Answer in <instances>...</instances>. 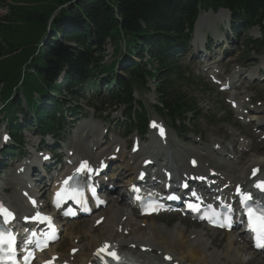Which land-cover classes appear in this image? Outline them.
<instances>
[{"label":"trees","instance_id":"obj_1","mask_svg":"<svg viewBox=\"0 0 264 264\" xmlns=\"http://www.w3.org/2000/svg\"><path fill=\"white\" fill-rule=\"evenodd\" d=\"M8 6V13L0 25V85H3V98L12 97L13 90L21 82L27 101H32V93L41 95L38 99L37 130L40 133L52 132V111H61L57 99L50 96L61 95L63 90L71 95L73 88L85 90L83 83L90 81L97 73H113L114 63L108 67L101 65L105 40L109 38L117 46L121 33L129 46L139 49L150 47V58L157 65L156 74L163 68V61L156 55V45L163 43V37L170 36V31L184 20L190 23L196 14L198 3L206 4L207 0H14ZM220 0L232 9L248 6L249 11L264 17V0ZM60 10L58 11V9ZM49 21L51 22L48 30ZM75 24L78 32L74 35L63 33L66 25ZM54 34H62L58 40ZM49 39L45 40V37ZM69 38L65 40V38ZM71 44L76 46L71 47ZM154 53V55H153ZM165 65V64H164ZM25 69L23 74L22 69ZM144 68L133 69L127 79L116 77L118 94L113 90L106 98L111 106L123 103L132 109L131 94L144 90ZM61 79V82H59ZM110 87V86H108ZM171 85H163L158 93L163 109L173 119L172 113L178 116L189 110L186 102ZM13 98L6 106L10 119L20 110V102ZM64 104V103H63ZM57 110V111H56ZM142 118V127H144Z\"/></svg>","mask_w":264,"mask_h":264},{"label":"bare ground","instance_id":"obj_2","mask_svg":"<svg viewBox=\"0 0 264 264\" xmlns=\"http://www.w3.org/2000/svg\"><path fill=\"white\" fill-rule=\"evenodd\" d=\"M203 18L204 15H201L198 23L196 24V28L201 26V20ZM197 41L198 40L195 39V42ZM197 45L200 46V43L197 42ZM239 116L242 115L239 114ZM84 130H87L86 134ZM84 130L81 132L79 138L81 147L77 148L76 146H73V149L75 150L76 155L81 158L89 161H98L101 158L100 154L102 151L96 149V151L90 152L92 151V147H97L98 145V140L95 136L96 133L90 127H85ZM114 145L117 146L118 144ZM215 145H219V143H213L212 147ZM240 147L244 150L249 149V152H253L250 149L249 144H242ZM151 148L154 149L153 145ZM70 150L71 149L68 151ZM212 152L213 151L211 150V152L208 153ZM228 156L229 157L227 159H223L225 167L228 171H220L217 173L220 179L229 181L232 185L234 183L247 182L245 176L247 169L251 165L260 166L261 175L264 176V155L260 156L255 154L252 156H245L244 154H241L237 158L233 156L234 160L232 161L228 160L231 159L232 156ZM140 166L135 159H131L115 179H121L124 175H126V170L127 172H132L133 175ZM0 197L7 204L11 205L13 202L10 197L3 195ZM131 209L132 208L129 210ZM125 210L126 208L124 207L114 205L106 212L97 214L91 219L90 224L78 227L77 234H79L80 237H77V240L79 238V241L76 240L74 242L75 244H73L72 240L74 238V233H66L65 235L67 236L66 239H68V241L66 240L64 242L63 240L62 242L65 244V247L68 248H63L60 245L62 243L61 242L60 244L50 248V251L47 253V257L56 253L60 257V260L68 259L70 264H86L90 261L94 249L99 247V245L103 242H110L115 243L120 248L136 247L132 246L133 244H137L139 247H148L153 250V255H155V253L157 255L170 253L173 258H175L174 260H180L182 264H229L231 259H233L232 262H238V260H241L242 254L250 248L244 236H235L231 232L226 234V242L222 250L212 251L210 254H207L205 253V249L208 247L209 250V245L211 246V244L207 242L203 230H190V233L186 236L185 229L181 225L169 227V230H166L161 225H156V223L153 222L146 225L143 221L140 222L134 219V212L128 214ZM98 217H104L105 219L97 229H94V221ZM143 225H145L144 227H147L145 232L140 230ZM146 231L148 232L146 233ZM191 235H193V239L189 240ZM242 243L245 246L240 248L239 244ZM72 250L77 251L73 257L69 256V253ZM259 262L264 264V260H259Z\"/></svg>","mask_w":264,"mask_h":264},{"label":"rangeland","instance_id":"obj_3","mask_svg":"<svg viewBox=\"0 0 264 264\" xmlns=\"http://www.w3.org/2000/svg\"><path fill=\"white\" fill-rule=\"evenodd\" d=\"M14 2H15L14 0H0V23L2 22V18L9 11L8 10L9 9L8 6L9 5H14ZM1 24H3V26L6 25L5 23H1ZM56 36H58L59 39H60L61 34H56ZM195 45L196 46H199V45H197V42H195ZM112 50H113L112 47H110V52H112ZM237 57L238 56L235 55V57L233 58L234 63L237 62V60H238ZM104 62H105L104 64H106V62H107V64H109L110 62H112V60L111 59H108L107 61H104ZM201 83H202V85L203 84L205 85V83H206V85L208 86V82L207 81L201 80ZM209 87L214 92H216V88L215 87H211V86H209ZM205 88H206V90L203 89V86H200V87H198L194 91H195V93H198V95H199L198 96L199 97V101L196 100V102L200 106H202L205 111H208V120H205V119H202V118L198 117L197 119L194 120V123L197 124V127L195 129H193V127L190 124H188L190 122V119H189V121L185 122V125H186L185 130L187 131V133L194 132L197 136H199V137L202 138V142H204L207 145H210L212 139H217L219 137L221 138L222 136L219 135V134H225V132H226L225 129H224V126H221L220 125L221 124V121L223 120V117H222L223 116V113H222V111H223L224 108L220 104L219 97L218 96H215L214 94H211L210 92H208L209 89L207 87H205ZM261 88H262V90H260V93H257V97H259L261 99H264V85L261 86ZM150 94H146V95L142 96V97H144L143 98V103H146V105L147 104L148 105H152V103L154 102V98H152ZM135 98H137L138 100H139V98L141 99L140 94L135 95ZM63 99L64 100H69V105L67 106L68 108H70L71 106L72 107H79V108L83 109V113L84 112H87L89 116H94V117L99 118V119H104L105 120L106 117L110 116V114L113 112V110L110 111V110H104V109H102L101 108V104H103V103L100 104L99 101L93 99L90 96L84 95L83 97L82 96H78L76 98H72L71 99V98L68 97V95H65ZM64 109H66V107H64ZM121 112L124 113L125 111L123 109H121L119 111V113H121ZM149 114H152L151 108H149ZM1 118H2V115H0V119ZM78 118H80V117H78ZM236 118L237 117L231 118L229 121L231 122V124L237 126V127H232V128L234 130H236V131H239L240 129H239L238 125L236 123H232V122H236ZM67 119H68L69 122L71 121L70 117H68V116H67ZM83 119L87 120L84 117H83ZM117 120H120V117H116L115 118V123L117 122ZM121 120H122V118H121ZM83 123H84V120L79 121L78 124L76 125V127L78 128L79 125H82ZM101 124L103 125L104 128H107L109 130H112L113 129V131H115L116 132V135H117L116 139H119L118 134H121L122 132H126V126L123 125V124H117L116 123V124H113L112 125V124H109L108 121H106L104 123L101 122ZM85 127H89V125H86ZM85 127H84V129H85ZM0 128H4V125L3 126H0ZM84 132L86 134L87 130H84ZM80 135H81V132L79 134V138H80ZM171 135H172L173 148L175 149V146H176L175 143H174L175 138H174V136H173L172 133H171ZM192 135H194V134H192ZM148 138H150V137H148ZM185 139H186L185 145L187 147H194V148H198V149L200 148L198 145H196L194 143V141H193L194 136H190V134H188V135H186V138H184V140ZM127 140H129V139L121 140V142L122 143H125ZM182 141L183 140H181L180 142H182ZM229 143H230V141H228L227 146L230 149L231 146H230ZM152 144H153V142H152V139L150 138V140L147 141V142H145L144 145L146 147H148V151H149V150H153V148H151L152 147ZM153 147H154V150H155L156 149L155 145H153ZM236 149H237V147L235 148V150ZM185 151H186L185 149H180V150H178V153L179 154H183V153H185ZM90 152H93V151H90ZM150 152H152V151H150ZM188 154H190V153H188ZM200 154H201V159H200L199 155H197L198 156V159L200 161V166L201 165H204V166L205 165H208V158L204 156L205 155L204 153H200ZM187 155H185V159H186ZM119 156H121V154ZM234 157L237 158L238 156L235 155ZM179 158H181V156H179ZM181 160L183 161V159H180V161ZM228 160H231V159H228ZM177 161L174 162V165H176V166H182V165H184V162L181 163V162H177ZM215 163L216 162L211 163V166H216ZM10 167H11V169L13 168L12 166H10ZM205 168H206V166H205ZM220 169L223 170V166H221ZM11 173H12V170H10V168H9V169L6 170L5 173H3V177H6L7 175H9ZM118 187H120V182L119 181H118ZM9 195L10 196H13L12 193H9ZM154 221H155V223L157 222V223H165V224H168V225H173L174 222L176 221V219H174V218H163V219H157V220H154ZM177 222H178V220L176 221V223ZM181 222L183 223V225L186 226L185 228H189L191 226L189 223H187L185 221H181ZM150 223H151V221H150ZM150 223H148V225ZM88 224H90V219H83V220L79 221L78 223H76L74 225V227H72V229H71L70 232L74 233L73 234L74 235V238L72 240L73 244H75L74 242L77 240V237H80V235L77 234L78 227L79 226H84V225L87 226ZM144 226L145 225H143V227ZM190 230L192 231V229H189L188 231H186V229H185L186 236L190 233ZM142 231L145 232V228H143ZM147 232L148 231H146V233ZM67 233H69V232H67ZM208 234H209V236H208ZM208 237H210V239L212 241H214V245L217 246L219 250H222L224 248V245H225L224 243L226 242V237L224 235H222L220 233H207V238ZM192 239H193V235H191L189 237V240H192ZM66 240L68 241V239H66ZM77 241H79V238H78ZM60 245L61 246L62 245L64 246V243L62 242ZM66 248H68V247H65V249ZM210 249L211 250H214V248H210ZM243 256H244V253L242 254L241 259H244ZM260 260L263 261L264 258H261ZM238 261L239 262H235L234 264H244L242 261H240V260H238ZM249 261L250 260H247V262H249ZM250 264H263V263L262 262H259V260H257L255 262L252 261Z\"/></svg>","mask_w":264,"mask_h":264},{"label":"snow or ice","instance_id":"obj_4","mask_svg":"<svg viewBox=\"0 0 264 264\" xmlns=\"http://www.w3.org/2000/svg\"><path fill=\"white\" fill-rule=\"evenodd\" d=\"M5 139H7V137H5ZM257 187H260L262 191H264V182H261L260 184L257 185ZM249 197H245V199H248ZM0 214H6V215H10V213H6V211L0 207ZM249 216H250V225H251V216H252V213L251 211H249ZM262 218H264V214H262ZM253 231H256L255 228L252 229ZM260 239H264V237H261ZM10 243V241H9ZM258 247L262 246L261 243L259 242L258 240V244H257Z\"/></svg>","mask_w":264,"mask_h":264}]
</instances>
